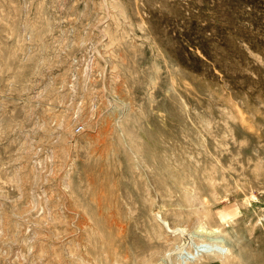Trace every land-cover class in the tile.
I'll return each instance as SVG.
<instances>
[{
	"label": "rangeland",
	"instance_id": "374dc122",
	"mask_svg": "<svg viewBox=\"0 0 264 264\" xmlns=\"http://www.w3.org/2000/svg\"><path fill=\"white\" fill-rule=\"evenodd\" d=\"M78 195L146 226L126 264H264V0H0V264H119Z\"/></svg>",
	"mask_w": 264,
	"mask_h": 264
},
{
	"label": "bare ground",
	"instance_id": "6f19581e",
	"mask_svg": "<svg viewBox=\"0 0 264 264\" xmlns=\"http://www.w3.org/2000/svg\"><path fill=\"white\" fill-rule=\"evenodd\" d=\"M112 123L113 122H111V124ZM126 138H128V137H126ZM124 149H126V148L124 147ZM125 155H127L126 152H125ZM134 158H136V157H134ZM117 164H120V162L118 161ZM119 166H121V164ZM115 168H116V165H115ZM131 170H133V169H131ZM171 170H173V169H171ZM205 173L206 172L200 171L199 177L204 175L203 178L209 179V180H214L213 178H211V177H213L211 173H209V174H205ZM86 180H87V185L85 186L86 187L85 192H90V193L95 194V193L99 192L100 189H102V186H101L102 184H98L99 181L97 182V175H93V174L87 175ZM67 190H69V189H67ZM75 192L78 193V191H75ZM72 195H74V194H72ZM76 201H77V204H75V208L73 209V214L75 215L74 219L76 220V222L75 221L74 222L76 224L75 229H76L77 233H79L83 236L84 242L91 244V245L99 246L100 248L104 249L105 252L107 254H109L111 256V258H113L114 261L119 262V264H126V262L129 259V255H130L131 251L137 252L139 254H145L147 248L151 247L150 242H148V239L146 238L148 236L146 226L143 225V231H144L146 236L139 234L135 231L134 227L137 224V220L134 217L127 215V214L120 212V211L108 210L107 206H104L102 208L101 207V199H97V200L93 199V200H90L89 202L86 203L85 201H82L81 197L78 195V197L76 198ZM93 202L95 205H97L98 207L100 206V207L94 209L92 206ZM62 209H63V207H62ZM151 215H153V214H151ZM163 224H164V222H163ZM165 224H167V223H165ZM141 230H142V227H141ZM200 233L207 234L208 232L207 231L205 232L202 229V230H200ZM47 238L51 239L50 233H49ZM44 239H45V237H44ZM119 245L121 248L117 249V247ZM212 248H215V247L210 246L208 244H205V245L202 244V245H198V246L194 247V250H196V253H194V252L190 253L187 251H183L180 254V259L183 260L182 264H186L187 262L191 263V262L196 261V259L200 256L201 253H203V254L213 253V254L223 255L227 251L223 247H218L215 249H212Z\"/></svg>",
	"mask_w": 264,
	"mask_h": 264
}]
</instances>
